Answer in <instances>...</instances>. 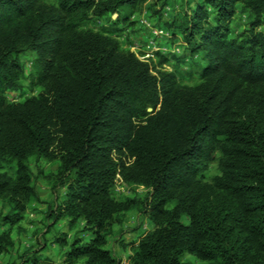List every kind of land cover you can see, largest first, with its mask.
I'll use <instances>...</instances> for the list:
<instances>
[{
    "label": "trees",
    "instance_id": "obj_1",
    "mask_svg": "<svg viewBox=\"0 0 264 264\" xmlns=\"http://www.w3.org/2000/svg\"><path fill=\"white\" fill-rule=\"evenodd\" d=\"M147 1L0 0V199L11 207L1 216L0 226H11L0 233V254L40 201L28 167L35 157L59 162L52 225L83 222L80 233L92 235L55 237L68 246L57 264H122L107 238L134 206L154 228L129 264H191L186 254L264 264V0H180L164 28L184 52H155L156 62L106 30L82 27L129 21ZM24 51L36 54L30 86L42 90L12 102L6 93L23 86ZM195 56L201 74L188 84L184 75L195 73L182 64ZM214 162L219 173L206 181ZM12 163L16 176L3 172ZM118 178L147 195L117 199ZM47 246L24 253V264H39Z\"/></svg>",
    "mask_w": 264,
    "mask_h": 264
},
{
    "label": "rangeland",
    "instance_id": "obj_2",
    "mask_svg": "<svg viewBox=\"0 0 264 264\" xmlns=\"http://www.w3.org/2000/svg\"><path fill=\"white\" fill-rule=\"evenodd\" d=\"M54 1V0H48ZM153 0H148L142 6L137 8V12L130 17L129 21L121 22L119 24H110L108 19H91L85 22L83 28H92L98 31H108L109 34L116 35L125 47H130L132 51L141 59H150L156 62L157 58L153 55L152 47L148 46V39L151 34V30L144 25V20L154 21L158 27L164 28L168 19L172 18L180 9V0H171L167 5L161 7V3L158 5ZM160 10V13L155 11ZM126 13H130L128 8L125 9ZM246 18L245 15H242ZM116 19V15L112 16ZM166 44V45H165ZM170 44V46L168 45ZM158 46L165 49L166 53L171 55L176 53L182 55L184 52V43L181 38H178L176 42H173L172 38L164 39L160 38ZM179 47V50H177ZM36 54L31 51H24L19 59L25 72V79L22 82V87L17 90H8V100L12 102H23L26 99L38 95L42 87L32 89L30 86L29 75L33 68V62ZM194 58V60H192ZM200 60L199 56L191 57L190 62L182 64L184 71L195 73L194 76L184 75L182 80L188 84H195L199 81L201 71L197 66ZM191 64L196 66L191 68ZM165 67L172 70L170 63H166ZM29 172L32 180V184L40 198V201L33 202L24 214L23 220L13 227V239L14 246L7 252L0 254V264H24V258L22 255L29 250L38 249L45 240L47 241V248L41 252V257L49 264H57L62 260V251H66L68 246L62 247L59 243H52L55 237L68 236L69 243L72 242L75 235L78 234L83 237L84 240H90L92 235L88 232H81L84 226L83 222H80L75 227L70 228L66 219L60 220L54 226L52 225L53 219L48 216L50 206L56 202V194L52 191L53 175L57 172L59 167L58 161H46L44 159H37L32 157L28 161ZM3 172H6L10 176H16L17 167L15 163L6 164ZM219 173V165L217 162L211 164L208 169L204 171V179L211 181L215 175ZM115 196L119 200L125 198L143 199L147 195L148 190L143 186L128 185L124 183L120 178L117 179L115 185ZM66 190H58V201L63 200ZM11 211V207L8 203L0 199V221L1 216L8 214ZM187 222V220H185ZM11 226L8 223L6 226H0V233ZM154 228L153 223L149 217L140 210L139 206H134L127 211L121 218L120 223L114 225L113 234L107 238L106 247L118 258L121 259L122 264H129L134 249L137 247L141 237L145 233ZM50 230V231H49ZM56 259L57 262L51 260ZM183 260L190 262L191 264H212L209 261H203L196 256L186 254ZM41 261L39 264L43 263Z\"/></svg>",
    "mask_w": 264,
    "mask_h": 264
},
{
    "label": "built area",
    "instance_id": "obj_3",
    "mask_svg": "<svg viewBox=\"0 0 264 264\" xmlns=\"http://www.w3.org/2000/svg\"><path fill=\"white\" fill-rule=\"evenodd\" d=\"M144 25L147 26L150 30H151V34L150 37L148 39V46L152 47L151 49L153 50L152 52H165V49L161 48L160 46H158V41L160 38H164V39H170L173 38L172 33L170 32V30L166 29V28H161L157 26V23L154 21H149L144 20L143 21ZM179 50V47H177ZM145 60V59H143Z\"/></svg>",
    "mask_w": 264,
    "mask_h": 264
},
{
    "label": "crops",
    "instance_id": "obj_4",
    "mask_svg": "<svg viewBox=\"0 0 264 264\" xmlns=\"http://www.w3.org/2000/svg\"><path fill=\"white\" fill-rule=\"evenodd\" d=\"M166 45V44H165ZM169 46H170V44H168ZM171 47V46H170ZM63 253H64V251H62V253H61V256H59V258H61L62 257V255H63ZM42 261H44L43 263H41V264H48L47 263V261L45 260V259H43ZM51 261H53L54 263L55 262H57V260L56 259H53V260H51ZM50 264V263H49Z\"/></svg>",
    "mask_w": 264,
    "mask_h": 264
}]
</instances>
